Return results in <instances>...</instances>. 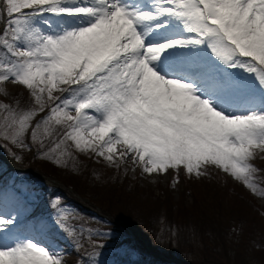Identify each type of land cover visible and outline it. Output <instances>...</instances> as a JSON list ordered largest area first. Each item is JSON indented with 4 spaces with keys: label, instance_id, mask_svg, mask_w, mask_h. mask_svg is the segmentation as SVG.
I'll list each match as a JSON object with an SVG mask.
<instances>
[{
    "label": "snow or ice",
    "instance_id": "snow-or-ice-1",
    "mask_svg": "<svg viewBox=\"0 0 264 264\" xmlns=\"http://www.w3.org/2000/svg\"><path fill=\"white\" fill-rule=\"evenodd\" d=\"M45 13L75 24L54 28L45 20L46 31L37 22ZM165 14L193 35L147 44L138 26ZM0 16L7 17L0 45L12 57L0 61V85L25 86L33 98L25 112L5 107L3 139L16 144L43 113L35 129L48 126L55 137L49 151L75 148L116 168L131 160L146 174L183 167L199 176L214 165L264 196L252 182V161L264 153V113L227 115L193 84L152 66L168 49L206 43L264 85V0H158L156 11L123 0H0ZM13 222L0 215V231ZM0 264H64V258L24 240L0 247Z\"/></svg>",
    "mask_w": 264,
    "mask_h": 264
},
{
    "label": "rangeland",
    "instance_id": "rangeland-1",
    "mask_svg": "<svg viewBox=\"0 0 264 264\" xmlns=\"http://www.w3.org/2000/svg\"><path fill=\"white\" fill-rule=\"evenodd\" d=\"M151 3L158 6V0ZM54 16L45 13L37 22L46 31L49 29L43 25L45 20L58 28ZM162 16L177 19L167 14ZM6 19V16H0V33ZM171 22L170 19L163 20L146 27L170 28ZM156 25L163 26L157 28ZM172 25L176 28L184 26L181 21H174ZM174 48L186 49L194 55L209 53L214 56L215 63H224L206 43ZM11 59L5 47L0 45V61ZM210 72L215 74L217 71ZM245 73L246 84H236L226 92L227 104L235 101L231 92L245 86L248 92L258 96L255 101L264 100V85L254 72ZM196 94L210 99L202 93ZM207 94L217 96L213 91ZM32 104L33 98L25 86L11 82L0 85V133L4 131V117L8 115L6 106L21 113L28 111ZM43 115L40 113L35 117L32 127L16 144L0 136L3 159L0 158V176L12 175L7 172H11L9 166L32 165L67 187L57 182L51 188L53 181L38 171L34 172L37 175L16 171L19 174L12 180H24L18 185L22 188L21 194L5 200V214L1 215L16 222L25 213L32 212L34 205H43L44 216L38 214L35 221L44 226L47 240L37 243L61 253L64 264H78V259L81 264H264V196L254 193L214 165L205 166L199 176L187 174L183 167L179 172L169 169L146 174L131 160L116 168L103 158L75 148L63 155L62 150L49 151L54 148L55 137L48 135L46 125L41 124L35 129ZM252 163L256 168L252 182L258 188H264V153L258 152ZM11 203L17 204L18 209H13ZM99 209L105 217L97 214ZM68 220L72 227L65 226ZM13 225L4 230L12 232ZM24 240L15 238L14 242ZM11 246L14 244L0 242V247Z\"/></svg>",
    "mask_w": 264,
    "mask_h": 264
},
{
    "label": "bare ground",
    "instance_id": "bare-ground-1",
    "mask_svg": "<svg viewBox=\"0 0 264 264\" xmlns=\"http://www.w3.org/2000/svg\"><path fill=\"white\" fill-rule=\"evenodd\" d=\"M144 1L147 0H136L135 7H141L142 10L145 11L157 10V4H148ZM148 1L153 2L155 0ZM56 19L60 26L62 24L74 22V20H72L71 18L66 17L56 16ZM145 26V23L141 22V24L138 26L139 31L142 32L143 30H145ZM152 32L153 34L151 35H153V38L151 37V39H145V42L147 44L160 43L162 41L180 37L187 38L193 35V33L188 31L184 26L180 28L152 30ZM177 49L178 50L172 48L171 50H166L162 54L160 59L152 62V65L154 64L156 66V69L161 72V74L167 77L178 78L181 80L188 81L189 83L194 80H197V75H201L206 71L218 70L216 72V76L209 74L208 76L204 77L199 83H196L195 88L197 92L202 93L203 95H206L208 98H210L213 106L227 115L246 114L253 111L264 113V100L259 99L258 102L255 101L256 97L258 96H254L253 94L248 92L249 89H247L246 86L240 87L237 92H231L230 96L231 98L235 99V101L231 104L226 103V92H228L236 84H246V68L237 66L239 68L238 69L237 67H231L225 63H215L212 59L214 56L212 57V55H210L209 53L193 56L192 58L184 59V61L176 60V64H170V62L167 63L168 60H173V55L169 54L182 51L180 48ZM162 62H165L167 65H170L171 68H167L164 65L162 66L160 64ZM211 91H213V94H217V96L209 97L207 93ZM249 99L250 101L248 102Z\"/></svg>",
    "mask_w": 264,
    "mask_h": 264
}]
</instances>
